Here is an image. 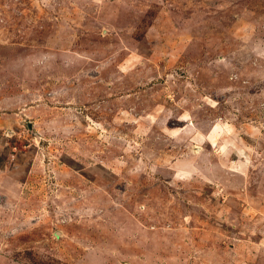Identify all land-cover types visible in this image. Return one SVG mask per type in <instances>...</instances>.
Returning a JSON list of instances; mask_svg holds the SVG:
<instances>
[{"label":"rangeland","instance_id":"374dc122","mask_svg":"<svg viewBox=\"0 0 264 264\" xmlns=\"http://www.w3.org/2000/svg\"><path fill=\"white\" fill-rule=\"evenodd\" d=\"M0 264H264V0H0Z\"/></svg>","mask_w":264,"mask_h":264}]
</instances>
